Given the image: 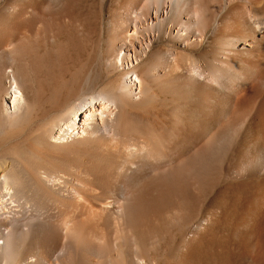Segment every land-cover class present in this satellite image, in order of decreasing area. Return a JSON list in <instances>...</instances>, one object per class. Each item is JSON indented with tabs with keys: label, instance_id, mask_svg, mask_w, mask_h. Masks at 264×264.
I'll use <instances>...</instances> for the list:
<instances>
[{
	"label": "bare ground",
	"instance_id": "obj_1",
	"mask_svg": "<svg viewBox=\"0 0 264 264\" xmlns=\"http://www.w3.org/2000/svg\"><path fill=\"white\" fill-rule=\"evenodd\" d=\"M0 264H264V0H0Z\"/></svg>",
	"mask_w": 264,
	"mask_h": 264
}]
</instances>
